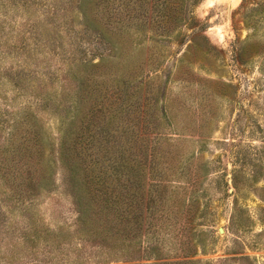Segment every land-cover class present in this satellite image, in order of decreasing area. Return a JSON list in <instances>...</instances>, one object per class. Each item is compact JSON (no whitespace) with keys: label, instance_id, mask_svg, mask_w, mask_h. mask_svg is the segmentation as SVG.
Here are the masks:
<instances>
[{"label":"rangeland","instance_id":"rangeland-1","mask_svg":"<svg viewBox=\"0 0 264 264\" xmlns=\"http://www.w3.org/2000/svg\"><path fill=\"white\" fill-rule=\"evenodd\" d=\"M0 264H264V0H0Z\"/></svg>","mask_w":264,"mask_h":264},{"label":"trees","instance_id":"trees-1","mask_svg":"<svg viewBox=\"0 0 264 264\" xmlns=\"http://www.w3.org/2000/svg\"><path fill=\"white\" fill-rule=\"evenodd\" d=\"M88 128H89V124L85 127V129H88ZM77 142H78L80 147L84 148V146L85 147L89 146V141H86L85 143L83 142V135L78 136ZM66 145H67V142L65 141V143L63 144V147H62V150H63L62 159L64 160V163L67 165V167H69L72 170L73 173L78 172V170L82 169L84 166H79L78 162H75L71 158V156L73 155L72 151H75L74 147L77 145L75 144L74 147H70V146H66ZM98 163H99V161L97 160V162H95L94 164H98ZM90 169H92V168H89L88 166H85V168H84L85 175H86L85 179H86L87 183L89 184V186L92 187V185H94L96 183L100 184L101 187L99 188V191L96 194H98L99 197H101V198H105L104 200L107 203H109L111 201L114 204L117 203L115 190H114V188H113V190L111 189L109 182H108L110 180H109V176L107 175V172L99 171L98 173L94 174L93 170H90ZM117 169L118 168H114L115 171ZM81 178L84 180V176L83 177L81 176Z\"/></svg>","mask_w":264,"mask_h":264},{"label":"bare ground","instance_id":"bare-ground-1","mask_svg":"<svg viewBox=\"0 0 264 264\" xmlns=\"http://www.w3.org/2000/svg\"><path fill=\"white\" fill-rule=\"evenodd\" d=\"M235 2V1H234Z\"/></svg>","mask_w":264,"mask_h":264}]
</instances>
